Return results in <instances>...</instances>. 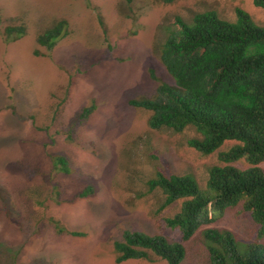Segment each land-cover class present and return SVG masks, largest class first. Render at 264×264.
I'll return each instance as SVG.
<instances>
[{"label": "rangeland", "instance_id": "obj_1", "mask_svg": "<svg viewBox=\"0 0 264 264\" xmlns=\"http://www.w3.org/2000/svg\"><path fill=\"white\" fill-rule=\"evenodd\" d=\"M237 8L264 26V10L252 0H0V49L6 59L13 52L1 74L34 112L0 128V264H118L114 242L125 231L177 240L164 219L182 201L159 212L163 195L149 192L147 182L159 171L191 174L206 190L209 170L223 165L219 153L235 142L203 155L188 145L198 137L194 130H153L152 112L129 101L157 99L160 83L175 86L160 52L177 18L191 22L196 13L215 11L235 21ZM61 20L66 34L52 49L40 45L39 35ZM9 26L24 34L7 41ZM59 157L69 174L60 171ZM232 165L251 167L245 160ZM259 167L264 171V162ZM87 187L94 193L79 197ZM54 222L83 236L60 234ZM207 228L258 241L242 203ZM184 245L183 264H210L201 232ZM151 257L120 264H166Z\"/></svg>", "mask_w": 264, "mask_h": 264}, {"label": "trees", "instance_id": "obj_2", "mask_svg": "<svg viewBox=\"0 0 264 264\" xmlns=\"http://www.w3.org/2000/svg\"><path fill=\"white\" fill-rule=\"evenodd\" d=\"M160 1L171 4L175 0ZM252 1L264 10V0ZM67 28L65 20L55 23L39 35L38 43L52 49ZM23 34L22 27L5 29L7 41ZM160 59L175 86L160 83L157 99L129 101L133 107L152 112L149 127L174 133L194 130L198 137L188 145L203 155L216 153L227 142L235 144L219 153L223 165L209 170L206 190L191 174L157 172L147 187L149 192L163 195L159 212L182 201L180 210L164 219L177 240L125 231L122 240L114 242L116 262L148 261L155 256L166 264H183L187 257L184 244L201 232L210 264H264V242H260L264 240V171L259 167L264 162V26L241 8L236 9L235 21L224 20L215 11L196 13L191 22L177 18ZM94 109V104L85 108L81 119ZM240 160L251 167L241 170L232 165ZM57 164L69 174L66 158L59 157ZM93 193V188L87 187L79 197ZM241 203L258 227V241L240 242L227 230H202ZM54 223L60 234L83 236Z\"/></svg>", "mask_w": 264, "mask_h": 264}, {"label": "crops", "instance_id": "obj_3", "mask_svg": "<svg viewBox=\"0 0 264 264\" xmlns=\"http://www.w3.org/2000/svg\"><path fill=\"white\" fill-rule=\"evenodd\" d=\"M11 48L12 47H10L9 49L8 59H6L7 54L4 53V50L2 51L0 49V128H2L1 126H3V124L5 125V122H7L8 124L12 117L14 118V116L16 117V115L34 114L32 109L27 110V108H29L30 103L25 100H22V98L19 99L16 93H12V87L7 83V81H5V78H3L1 74V68L3 63L5 64L12 60L13 52ZM20 104L26 106V112H23L21 108L19 109Z\"/></svg>", "mask_w": 264, "mask_h": 264}, {"label": "clouds", "instance_id": "obj_4", "mask_svg": "<svg viewBox=\"0 0 264 264\" xmlns=\"http://www.w3.org/2000/svg\"><path fill=\"white\" fill-rule=\"evenodd\" d=\"M152 100V99H151Z\"/></svg>", "mask_w": 264, "mask_h": 264}]
</instances>
